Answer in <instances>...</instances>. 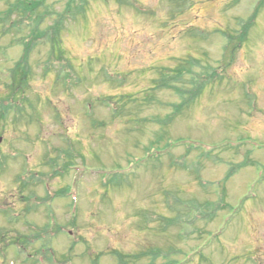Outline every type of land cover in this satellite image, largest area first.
Here are the masks:
<instances>
[{
	"label": "rangeland",
	"instance_id": "rangeland-1",
	"mask_svg": "<svg viewBox=\"0 0 264 264\" xmlns=\"http://www.w3.org/2000/svg\"><path fill=\"white\" fill-rule=\"evenodd\" d=\"M87 1L64 38L83 79L63 90L37 67L25 112L0 129V264H33L2 246L32 233L26 220L48 230L36 248L50 264H264V10L234 55L224 48L261 0ZM13 37H0L2 97L23 52ZM178 67L202 71L185 96L143 92Z\"/></svg>",
	"mask_w": 264,
	"mask_h": 264
},
{
	"label": "trees",
	"instance_id": "trees-1",
	"mask_svg": "<svg viewBox=\"0 0 264 264\" xmlns=\"http://www.w3.org/2000/svg\"><path fill=\"white\" fill-rule=\"evenodd\" d=\"M6 4L4 10H0V37L8 34H12L11 43H19L23 46V52L20 58L14 63V65L6 73L7 84L5 86L6 97L0 96V129L5 127L3 125L8 115L12 112L15 120L20 119L25 112L24 102L26 101V91L31 85V80L33 78V73L37 69H41L42 78L53 76V83L59 84L63 90L70 91L77 82H79L82 77H79L74 69V64L71 56H68V51L64 45V38L66 35L67 23L69 21H74L77 19L78 15L85 11L87 6V0H63V8L59 9L58 3L60 0H1ZM264 10V0L259 1L251 15L247 19H239V26L235 29V33H226L227 39L224 44V48L230 49V51L235 54L238 48L241 47V43L246 41L249 34L256 25L258 17ZM237 39L238 43H233ZM44 46L48 47L45 56L41 55ZM38 54V59L33 61V55ZM199 72L188 68L178 67L175 70H171L167 73V80L163 81L161 85L155 84L153 82L152 86L145 89L143 92L148 94L150 91H154L160 88H172L175 93L185 96L186 88L175 84V82H181L183 80V75L186 73H191L193 78L199 77L201 74ZM156 95V94H155ZM40 97V96H39ZM125 97H135L134 94L121 93L120 99ZM117 95H108L101 97L103 104L111 106L112 111L119 113L118 106L113 103L114 100L118 99ZM156 97L154 98V100ZM185 104L177 106L180 109L184 105H190V99L185 100ZM33 103L30 104L32 106ZM175 105V104H171ZM170 119L172 121L176 118L173 112H170ZM60 151V162L72 154L67 147L58 148ZM0 166L4 168L3 159L0 157ZM68 164L65 162V167ZM64 172H54L49 170L48 172H43L41 176L46 180L55 174ZM40 183L36 182L34 185ZM46 184V182H45ZM22 189L25 186L21 185ZM32 191V187H29ZM63 194V191L60 190ZM35 195L33 192L27 196L28 200H31V196ZM29 210V209H27ZM165 222L167 218L161 216ZM39 239L36 237V240ZM26 243L31 241L25 240ZM129 255L131 260L138 259L141 254ZM151 264V263H150Z\"/></svg>",
	"mask_w": 264,
	"mask_h": 264
},
{
	"label": "flooded vegetation",
	"instance_id": "flooded-vegetation-1",
	"mask_svg": "<svg viewBox=\"0 0 264 264\" xmlns=\"http://www.w3.org/2000/svg\"><path fill=\"white\" fill-rule=\"evenodd\" d=\"M1 240H2V239L0 238V243H1ZM9 248H10V246H8V247L6 248V250H8Z\"/></svg>",
	"mask_w": 264,
	"mask_h": 264
},
{
	"label": "water",
	"instance_id": "water-1",
	"mask_svg": "<svg viewBox=\"0 0 264 264\" xmlns=\"http://www.w3.org/2000/svg\"><path fill=\"white\" fill-rule=\"evenodd\" d=\"M2 140H3V137L0 136V144H1Z\"/></svg>",
	"mask_w": 264,
	"mask_h": 264
}]
</instances>
